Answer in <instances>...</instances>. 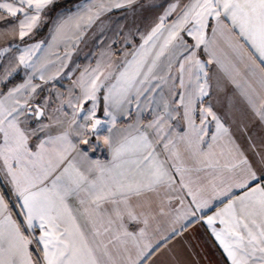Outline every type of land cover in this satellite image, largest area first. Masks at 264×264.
<instances>
[{"label": "snow or ice", "instance_id": "snow-or-ice-1", "mask_svg": "<svg viewBox=\"0 0 264 264\" xmlns=\"http://www.w3.org/2000/svg\"><path fill=\"white\" fill-rule=\"evenodd\" d=\"M55 2L0 0V20L14 22L23 41L40 25L42 15ZM138 3L139 0H86L75 11L57 17L53 40L63 37L69 49L74 50L101 16L125 7L134 11ZM174 14L176 19L166 27V19ZM210 21H215L214 26ZM209 27L211 40L206 38ZM182 32L195 43H188ZM10 34H17L15 28ZM131 35L125 36L126 46L131 43ZM161 37L163 42L157 43ZM217 37L259 84V92L249 85L241 94L264 121V0H173L160 23L146 37H141L143 42L138 47L134 46L121 59L114 58L110 50L100 53L95 65L85 67L73 80L66 101L65 94L57 92L61 105L55 111L67 117L63 111L65 102L72 109L67 120L47 115L49 101L36 102L42 84L33 81L37 76L43 84L57 80L68 67L71 50L57 56V70L50 74L49 65L56 62L33 59L42 42L25 47L14 63L0 71V82H4L21 66L31 70L23 83L0 98V176L11 186V195L23 217V224L14 219L9 202L0 192V264H118L117 257L119 264H155L153 258L164 250L171 251L170 242L191 223L202 219L197 213L213 207L216 201L224 206L207 217V224L212 226L219 219L223 225L219 231L213 227L212 232L231 264H264V154L257 153L259 170L240 153L239 161L227 166V174L213 171L209 173L210 179L195 189L190 186L191 180L184 179L187 169L183 167L181 145L194 158L210 154L212 144L208 145L209 153L199 150L208 117L215 122L218 134L228 133L211 106L197 108L198 102L202 103L203 97L209 95L207 63H211L202 61L198 50L203 45L204 51L209 52ZM13 47L14 43L0 48V57ZM67 75L71 78L72 73ZM77 88L79 94L74 95ZM101 99L104 116L108 117L106 122L96 118ZM88 102L91 107L86 108ZM133 104L138 115L151 110L153 118L147 124L137 119L125 134L114 140L111 133L117 113L129 115ZM181 108L189 132L176 139L170 121ZM197 111L199 127L193 119ZM30 116L38 120L46 117L49 123L28 130L22 124ZM104 123L109 125V135L103 140L111 149V161L89 163L86 153L78 160L73 155L77 152L73 137L88 144L89 134L99 139ZM53 124L60 126L56 135L50 131ZM38 132L45 133V137L33 151L29 138ZM216 139L214 135L212 140ZM205 166L214 167L211 163ZM175 174L180 175L181 194L173 197ZM162 187L167 190L169 205L172 206L173 199L180 205L172 206L174 215L166 230L159 224L153 228L151 221L156 217L149 215L150 200L144 205L132 203L147 193H158ZM187 197H191L187 210L181 211ZM70 200H75L78 208L74 210ZM105 204L111 205V213L104 209ZM136 207L147 210L137 213ZM76 212L86 218L90 233L78 223ZM158 215H166L163 207ZM125 216L142 226L129 231ZM113 225H118L114 234ZM106 234H111L107 240Z\"/></svg>", "mask_w": 264, "mask_h": 264}, {"label": "crops", "instance_id": "crops-1", "mask_svg": "<svg viewBox=\"0 0 264 264\" xmlns=\"http://www.w3.org/2000/svg\"><path fill=\"white\" fill-rule=\"evenodd\" d=\"M68 2L69 0H56L55 4ZM64 2L58 9L51 12L49 17L42 15V21L40 25L35 28L29 36L25 37L21 41L18 37V27L9 20H0V48L6 47L12 42L19 44L17 56L13 57L14 61L21 54V51L32 44L41 43L42 48L36 52L33 59L37 57L41 58V61H53L55 64L49 65V74L57 70L59 62L57 56H63L64 52L69 49L66 45L63 37H57L53 40V36L56 35L55 25L57 23V17L64 13H70L75 11L77 5L86 2V0H75L74 5ZM173 0H139V3L135 5V10H130L127 7L114 9L113 11L101 16L100 19L89 29L88 33L84 37V41L80 43L72 51L71 59L67 61L68 67L64 69L61 76L54 82L43 84L38 78H34V83L42 84V87L38 89V95L36 102H43L45 99L49 101V107L46 110L47 115H52L53 118L59 115L63 116L60 112H55L56 106L60 107L61 100L57 98V92H63L65 95L63 99H68V89L72 88V82L80 71L89 65H95L97 59H99L100 53L110 50L114 53V58H123L126 52H131L133 47H138L143 41L141 37H146L157 24L160 23V17L164 15L169 3ZM187 2V0H184ZM46 18V19H45ZM176 19L175 14L169 16L165 21V26L171 25ZM210 24L214 26L215 21H210ZM15 28L16 35H11L10 30ZM43 28V29H42ZM9 30V31H5ZM163 31V30H162ZM37 32V33H36ZM65 32L70 35L69 29H65ZM129 33L131 43L127 46L124 43L125 36ZM166 35V32H164ZM185 36L188 43H195V41L186 36L185 33H181ZM206 38L212 39L211 27L206 30ZM163 37L157 41L162 43ZM212 53V54H210ZM198 57L202 61H209L207 63L208 82H209V95L203 97V102L197 104V108H208L211 106L212 111L221 119V122L228 129L227 134H218L216 130V124L212 121L211 117L205 122V134L203 136V143L199 145L201 153H209L208 145L212 144L213 147L209 155H200L198 158H194L188 152L185 151V146L181 145L180 151L183 160V167L187 169L184 174L185 182L192 181L191 187L195 189L200 183H206L210 179L209 173L223 172L227 174V166L237 163L239 161L240 153H243V157L247 158L249 163L254 168L259 170L261 167L259 163L260 157L257 153L264 154V121H261L259 117L253 112L247 101L241 94L242 89H247L249 85L260 91L259 84L256 79L251 77L247 69L243 64L237 63L231 54L227 45L217 37L215 44L210 45L209 52H205L203 45L198 50ZM163 59V58H162ZM219 61V63L217 62ZM235 64V68L232 65ZM223 65V67H222ZM23 76V79L18 83L4 88L0 83V98L7 94L8 90L18 86L27 79V75L31 70H26L22 66L18 70ZM71 72V78L67 73ZM177 68L174 66L172 69V75L175 76ZM239 85V87H238ZM79 89L74 90V95L79 94ZM167 91V89H165ZM178 100V97H176ZM75 102V101H73ZM86 108L91 107V102L85 105ZM63 111L67 112V117L63 116L61 119H70L72 109L68 107L67 103H64ZM129 115H121L117 113V121L112 126L113 139L119 138L125 134V130L137 122V119L142 124H147L153 118V112L151 110L144 111L141 114H137L135 104L129 108ZM96 118H100L102 122H106L108 117L104 116V103L101 99L99 101V107L97 108ZM24 119L23 117L21 118ZM193 119L197 127L200 126L199 111L193 114ZM49 123V120L44 117L36 119L30 116L26 124H22V127H26L28 130L36 129L41 124ZM172 124L171 133L172 136L178 139L179 135H184L189 132L187 122L183 119L182 108L176 114L175 119L170 121ZM53 124L51 128V134L56 135L60 130V126ZM55 126V127H54ZM109 125L104 123V127L99 133L98 141L89 140L90 144H83L79 138L73 137V142L77 144V152L73 155L77 156L78 160L83 159V154H87V162L100 161L101 163H109L112 159L111 149L104 143L103 137L108 136L107 127ZM217 136L215 141L212 140L213 136ZM45 137V133L38 132L34 136L29 138V147L35 151L36 145L39 140ZM97 137V136H95ZM90 138V137H89ZM2 142V137H0ZM163 159L164 156L162 155ZM171 163V161H169ZM211 163L213 168H207L205 165ZM199 168L201 171L197 172ZM174 180L176 181V191L171 193L175 197L180 193L179 181L180 175L175 174ZM0 182L10 187L4 179L0 176ZM166 188L162 187L157 192L147 193L139 200L133 199L134 205H144L146 201H151L152 209L149 213L150 217L155 216L156 219L152 220L153 228L159 224L162 230H166L170 226L171 217L174 215L172 212V206L179 208L180 205L176 203L175 199L172 200V206L169 205L168 195H166ZM237 194H239V191ZM1 192V191H0ZM191 197L185 199L184 208L181 211L187 210L188 201ZM70 204L74 208H78V204L75 200H70ZM224 204L221 201H216L214 206L209 209H204L203 212L197 213L198 216L203 218L191 223L183 232L181 236L175 237L169 244L168 248L171 251L164 250L159 257H154L155 264H231L227 254L216 240L213 235L212 228L215 227L219 231L223 225L220 224L217 219L214 225L209 226L207 224V217L215 215L216 211L223 208ZM163 207L166 215H158L160 208ZM10 208V205H9ZM12 209V208H11ZM10 209V210H11ZM104 209L107 213H111V205L105 204ZM136 212L147 210L146 208L136 207ZM14 219L13 209L11 210ZM78 223L85 229L86 232H91V226L87 223L84 216L76 212ZM23 223V217L20 215ZM114 218V217H113ZM18 220V219H16ZM125 225L129 231H137L142 224L129 221L125 216ZM118 231V225H113V234ZM27 234V233H26ZM39 235V232H36ZM106 234L104 239L107 240ZM111 247V245H110ZM32 248V246H30ZM115 255V249H113ZM134 255V250H133ZM118 264L119 258L117 257ZM152 264V262H149Z\"/></svg>", "mask_w": 264, "mask_h": 264}, {"label": "rangeland", "instance_id": "rangeland-1", "mask_svg": "<svg viewBox=\"0 0 264 264\" xmlns=\"http://www.w3.org/2000/svg\"><path fill=\"white\" fill-rule=\"evenodd\" d=\"M64 2H66V1H64ZM63 2V3H64ZM74 2H75V0H69L68 2H66L67 4H72V5H74ZM63 3H58V4H54L53 6H51V8L49 9V10H47L46 11V13L44 14L45 15V17H49L50 15H51V12L53 11V10H55V9H58V7H60ZM53 13V12H52ZM46 19V18H45ZM12 43H14V42H12V40H11V42H10V44H12ZM15 45H16V47H13L12 48V51L10 52V53H7V54H5V56L4 57H0V71H2V69L3 68H5V67H7L10 63H14L15 61H14V59H13V57H15V55L17 56V51H18V48H19V44H16V43H14ZM9 45V44H8ZM7 45V46H8ZM6 46V47H7ZM18 72V71H17ZM16 74V73H15ZM14 74V75H15ZM13 75V76H14ZM12 76V77H13ZM12 77H10V78H12ZM9 78V79H10ZM8 79V80H9ZM8 80H6V81H4V82H7ZM4 82H0V83H4ZM57 108H59L58 106H56V109ZM56 112V111H55ZM57 116H60V114L59 115H57ZM56 117V116H55ZM61 118L63 117V116H60ZM56 126V125H55ZM54 126V127H55ZM89 140H92V141H94L95 142V140H97L98 141V138L97 137H95V135H91V134H89ZM88 144H90V143H88ZM87 144V145H88ZM89 146V145H88ZM91 146V145H90ZM89 146V147H90ZM5 186H4V190L6 189V193H4L3 191H2V188H1V185H0V191L5 195V194H7V196L5 195V199L9 202V205H10V209L12 208V209H14L13 210V212H14V215H15V212L20 216V209H19V207L17 206V203H16V198L14 197V196H12L11 195V188L10 187H8V186H6V184H5V182L3 183ZM8 197H9V200H8ZM11 209V210H12ZM33 247V246H32Z\"/></svg>", "mask_w": 264, "mask_h": 264}, {"label": "trees", "instance_id": "trees-1", "mask_svg": "<svg viewBox=\"0 0 264 264\" xmlns=\"http://www.w3.org/2000/svg\"><path fill=\"white\" fill-rule=\"evenodd\" d=\"M43 29V28H42ZM37 33V32H36ZM23 79V76L20 74V71H18L12 78H10L7 82H4L3 83V86H4V88H6V87H8V86H11V85H13V84H16V83H18V81H20V80H22ZM0 185H1V188H2V191L4 192V193H6L7 191H6V189L4 190V184L2 183V182H0ZM6 196H7V194H5ZM8 200H9V197H8ZM14 210V209H13ZM15 216H16V219H18V221L21 223V224H23L22 223V221H21V217L15 212Z\"/></svg>", "mask_w": 264, "mask_h": 264}, {"label": "water", "instance_id": "water-1", "mask_svg": "<svg viewBox=\"0 0 264 264\" xmlns=\"http://www.w3.org/2000/svg\"><path fill=\"white\" fill-rule=\"evenodd\" d=\"M98 119H100V118H98ZM101 120V119H100Z\"/></svg>", "mask_w": 264, "mask_h": 264}]
</instances>
